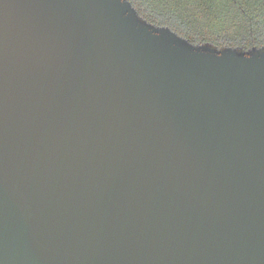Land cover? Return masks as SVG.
I'll return each mask as SVG.
<instances>
[{
  "label": "water",
  "instance_id": "obj_1",
  "mask_svg": "<svg viewBox=\"0 0 264 264\" xmlns=\"http://www.w3.org/2000/svg\"><path fill=\"white\" fill-rule=\"evenodd\" d=\"M0 264H264V46L0 0Z\"/></svg>",
  "mask_w": 264,
  "mask_h": 264
},
{
  "label": "trees",
  "instance_id": "obj_2",
  "mask_svg": "<svg viewBox=\"0 0 264 264\" xmlns=\"http://www.w3.org/2000/svg\"><path fill=\"white\" fill-rule=\"evenodd\" d=\"M139 14L195 44L264 46V0H129Z\"/></svg>",
  "mask_w": 264,
  "mask_h": 264
}]
</instances>
